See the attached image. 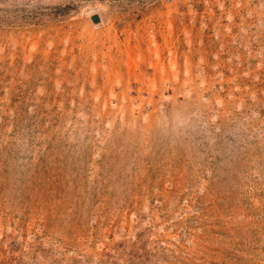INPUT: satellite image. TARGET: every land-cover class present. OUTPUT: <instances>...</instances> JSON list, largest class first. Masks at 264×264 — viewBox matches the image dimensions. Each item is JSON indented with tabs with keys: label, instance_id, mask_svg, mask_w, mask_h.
Listing matches in <instances>:
<instances>
[{
	"label": "rangeland",
	"instance_id": "1",
	"mask_svg": "<svg viewBox=\"0 0 264 264\" xmlns=\"http://www.w3.org/2000/svg\"><path fill=\"white\" fill-rule=\"evenodd\" d=\"M0 264H264V0H0Z\"/></svg>",
	"mask_w": 264,
	"mask_h": 264
},
{
	"label": "water",
	"instance_id": "2",
	"mask_svg": "<svg viewBox=\"0 0 264 264\" xmlns=\"http://www.w3.org/2000/svg\"><path fill=\"white\" fill-rule=\"evenodd\" d=\"M92 21H93V22H97V18H96V17H93V18H92Z\"/></svg>",
	"mask_w": 264,
	"mask_h": 264
}]
</instances>
